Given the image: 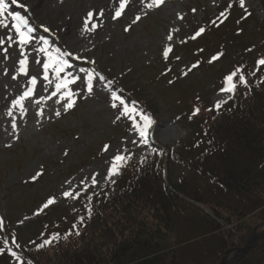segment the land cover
<instances>
[{
	"label": "trees",
	"instance_id": "obj_1",
	"mask_svg": "<svg viewBox=\"0 0 264 264\" xmlns=\"http://www.w3.org/2000/svg\"><path fill=\"white\" fill-rule=\"evenodd\" d=\"M233 10L230 9L228 19L219 27L208 26L219 13L204 17L201 26L207 30L192 40L195 43L191 48L197 52L204 49L198 52L199 56L209 51L223 52L222 64L229 65L231 70L246 65L250 87L240 86L219 111L211 107L208 99L193 92L189 98V116L194 107H199L200 112L191 119L187 111L181 115L188 134L180 148L161 151L167 159L164 166L161 161L155 164L157 155L148 157L143 165L132 160L115 183L96 191L90 218L85 212L84 198L75 200L71 206L52 205L41 216L32 215L30 223L35 231L30 237L23 243L15 234L21 248L14 250L25 261L219 264L224 253L231 249L225 264H264V234L248 251L234 256L235 249L246 244L256 226L257 230L264 229H261L264 212L253 225L244 221L256 211L264 210V82L260 81L264 66L257 75H249L253 62L264 57V50L260 40L256 46L240 36L250 17L240 12L234 14ZM240 40L243 44L238 47L235 42ZM233 48H238L235 55L228 53ZM250 48L252 51H246ZM231 70L220 75L224 77ZM139 104L147 114L154 115L148 104ZM172 160L181 162L199 180L207 181L208 186H201L206 189L194 186L187 177L173 183V177L168 174ZM213 186L219 189L218 195L211 194ZM30 211L34 213L35 207ZM79 216H85V223L79 226L80 235L64 238L63 234ZM6 229L0 232V247L4 246L5 237L11 245L15 232ZM54 232L61 234L58 242L39 250L30 243H40ZM41 233L45 235L42 237ZM0 264H18V261L5 251L0 254Z\"/></svg>",
	"mask_w": 264,
	"mask_h": 264
},
{
	"label": "rangeland",
	"instance_id": "obj_2",
	"mask_svg": "<svg viewBox=\"0 0 264 264\" xmlns=\"http://www.w3.org/2000/svg\"><path fill=\"white\" fill-rule=\"evenodd\" d=\"M68 1L70 0H65V3ZM232 1L239 6V0ZM229 2L230 0L166 1L159 10L151 11L147 17H142V20L133 25L128 32H125L124 28L131 24L135 16L125 14L117 20L108 21V25L93 36L81 37L82 39H73L76 35L73 30L76 24L74 20L76 22L78 19L77 25L81 22V17L75 19L73 6L68 8L67 14L63 13L55 20L43 16L34 19L33 23L36 25L34 35L37 38L43 36L54 42L53 46L72 51L88 60L94 59L96 61L94 65L83 64L82 61L76 63L95 68L107 80L114 83L109 89L97 84L91 96L79 98L76 106L67 113H64L63 108L60 107L62 115L59 118L54 115L58 107L55 103L56 97L47 101L44 107L47 111H43L42 118L37 117L34 120L18 123L19 139L17 140H13L10 134L12 128L7 126L8 122L3 127L0 124V217L4 218L5 227L8 226L10 231L18 235V241L24 243L35 231L29 220V215L32 213L30 210L34 207L37 209L49 196L58 195L62 190H66L69 185H66L65 181L78 184L80 180L85 177L90 179L92 173L97 172L100 186L96 189L90 188V192L113 184L105 183L104 177L112 156L122 147L126 146L135 152L132 160L139 161L141 156L157 155L155 164L159 165L158 161H161L163 166L165 165L167 159L161 152L163 148L177 151L181 142L187 139L186 124L182 119H177L183 109L187 110L186 100L191 93L202 91L205 95H209L207 97L214 107L217 100L223 99L218 95V90L221 88L219 77L229 66L225 67L227 64H222L221 60L211 64L203 63L187 76H181V71L193 64V56L191 52L184 51L183 46H178V43L190 36L194 28L201 23L205 10L207 13L208 11L215 13L214 11L222 3ZM245 5L247 9L253 11L254 16H249L240 36L244 40L249 39L251 43L260 40L264 50V23L260 25L261 27L256 23L264 20V0H245ZM116 7L117 5L113 6V12ZM192 9L196 11L193 12ZM238 10L245 13L242 8ZM79 12L81 14V11ZM178 13L183 16V20L177 18ZM72 17L74 20L72 26H69L67 22L72 20ZM41 25L47 26L51 32H43ZM254 27L255 30L252 31ZM172 28H178L179 31L173 34L174 41L169 42L167 34ZM4 31L6 29H0V35ZM68 34L72 35L71 40H67ZM169 43L172 44L173 51L169 59L165 60L162 52ZM235 43L236 46H240L243 41ZM15 49L18 53L14 45L8 50L9 54ZM209 53L205 54L207 61L211 57ZM2 56L3 53L0 52V109H5L11 105V100L6 102L3 96L4 90L9 87L7 85L9 84L12 89L26 79H12L16 74L18 58L10 55V58L4 61ZM176 57L180 59L177 60ZM33 67V64L29 65V76L38 77ZM5 68L7 74L4 73ZM168 68H171L172 72L164 75ZM41 73L42 69L39 76ZM174 74L176 79L172 84L168 83L169 78ZM22 89L21 92H16V96L22 94L25 87L23 86ZM112 89L120 90V94L128 102L139 100L153 109L155 133L151 146L133 147L131 141L136 137L132 131H127L130 125L127 118L122 117L113 123L119 113L110 107L109 97ZM137 105L139 107L138 103ZM38 119L41 120L40 124H37ZM105 145L110 146L107 152L103 151ZM153 147L158 149L159 154L151 151ZM170 163L169 166L167 165L168 174L173 177V183H180L184 177H187L196 187L209 185L207 181L199 180L192 175V172L181 162L176 163L172 160ZM38 172L42 174L33 181L31 178ZM119 178L120 175L114 177L115 182ZM211 194L218 195L219 189L213 186ZM74 201L58 196L54 205L66 207L71 206ZM263 212L264 210L260 209L244 221L253 225ZM19 221L23 223H18ZM34 228H37L36 225ZM260 233V229H256L250 239Z\"/></svg>",
	"mask_w": 264,
	"mask_h": 264
},
{
	"label": "snow or ice",
	"instance_id": "obj_3",
	"mask_svg": "<svg viewBox=\"0 0 264 264\" xmlns=\"http://www.w3.org/2000/svg\"><path fill=\"white\" fill-rule=\"evenodd\" d=\"M166 2V0H138V3L142 5L140 13L135 15V18L132 20L131 24H128L124 31L128 32L137 22L142 20V17H147L151 11L159 10L160 7ZM130 3V0H118V7H116L114 14L112 15V20H117L124 14L126 6ZM11 4L23 10L25 15H22L20 12L9 11L8 4L6 0H0V29L8 30L5 34L0 35V52L3 53L2 59L7 61L10 58L9 49L15 45L18 49L19 59L17 60V70L16 74L12 76V79H17L18 75L28 77L27 86L22 94L17 95L14 99L11 100V105L7 109V116L11 117L12 123V135L13 140L19 139V128L17 126V117L24 120L28 114V108L26 107L25 101L32 99L34 104L40 105L37 109L36 115L38 117H43L44 107L47 101L52 100L56 97L55 103L58 105L54 115L59 118L62 115L60 107L63 108V112L67 113L69 110L73 109L76 106L77 100L79 98H87L91 96L95 90L97 84H100L104 89L111 88L113 81L107 80V78L100 73L98 70L92 67H85L81 64H77V61H82L83 64L94 65L96 61L88 60L86 57L74 53L72 51H66L60 47L53 46L50 44L49 40L41 36L37 38L34 33L36 29L31 25V18L27 15L29 9L26 4L20 2V0H11ZM233 6L232 0H230L228 7L219 13L217 17L209 21L208 26L219 27L228 19V13ZM239 6L244 9L246 15L251 13L248 11L245 5V0H239ZM193 12L196 9H192ZM104 10L101 9L98 17L103 16ZM94 16L93 12H89L85 18L82 32L94 31L98 24L92 23L91 28H89V22ZM179 20H183L181 14H177ZM45 33H50L51 30L44 25L40 26ZM206 27L201 26L198 30L190 37L181 40V44L187 43L190 40H196L201 37L206 32ZM178 28H172L167 34V41H174V33L178 32ZM7 42V47H4ZM31 49V51H29ZM173 51L172 44L169 43L168 46L163 48V58L165 60L169 59L170 53ZM204 49H199L198 52H203ZM246 51H252V49H247ZM35 53L34 63L42 68V73L39 77L29 76V58ZM223 56V52H217L215 55H212L208 63H213L218 61ZM179 60V57H176ZM201 61H196L186 70L181 71V76H187L193 69H196L200 66ZM261 66H264V57H260L255 62V68L249 73V75L255 76L261 71ZM246 65H237L230 72L224 75L222 79V87L218 90V95H221L223 99L217 100L215 102L214 108L219 111L224 104H227L236 94L240 86L249 88V81L247 75L245 74ZM172 71L171 68L165 70L164 75H167ZM4 73L7 74V69H4ZM43 82L44 92L46 95L39 97L35 96L36 87L40 82ZM260 81L264 82V76L260 77ZM172 80H169V83H172ZM75 86V87H73ZM198 100V98H197ZM43 102V103H42ZM110 107L118 111L113 123L119 121L122 117L127 118L130 124V130L135 134V137L131 144L133 147L146 146L149 147L154 141L155 133V121L154 119L147 114V112L138 107L137 102H128L126 98L120 94V90L112 89L109 97ZM211 111L212 109H208ZM200 112L199 107H194L192 114L189 116L191 119L193 116L197 115ZM179 119V117H177ZM41 120H37V124H40ZM11 146V145H6ZM110 146L105 145L103 151L107 152ZM153 153L159 154L158 149L151 148ZM67 155V151H65ZM135 156V152L129 150L126 146L122 147L117 151V153L112 156L109 163L107 173L104 177L105 183H115L114 177L122 174V170L128 166ZM147 157L141 156L138 163L143 165L146 162ZM42 173L38 172L31 179L36 180ZM99 173L94 172L91 175V178L85 177L80 180L78 184H72L71 181H65L66 185H69L66 190H62L58 195L53 194L48 197V199L42 203L33 215H40L44 210L48 209L50 206L57 203L58 196L63 199H72L80 200L84 198L86 203L84 205L85 212L88 218L92 215L91 204L94 197L98 194L96 191L90 192L89 189H96L100 186V182L97 177ZM27 219V217H25ZM18 223H23L19 221ZM85 223V216H79L77 221L72 224L71 229L68 232L63 234L64 238H67L70 235H80L79 226ZM7 229L5 227V220L3 217H0V232H5ZM45 234L41 233L43 237ZM61 238L60 233H52L43 239L42 242L36 243L31 241L30 243L34 244L37 250L49 246L54 242H58ZM3 247H0V254H3L5 251L18 261V264H33L31 259L27 261L24 260L22 256L14 249H20L21 245L17 242L15 233L12 234L11 245L7 237L4 238ZM14 246V248H13Z\"/></svg>",
	"mask_w": 264,
	"mask_h": 264
},
{
	"label": "bare ground",
	"instance_id": "obj_4",
	"mask_svg": "<svg viewBox=\"0 0 264 264\" xmlns=\"http://www.w3.org/2000/svg\"><path fill=\"white\" fill-rule=\"evenodd\" d=\"M167 1L170 2V0H167ZM20 2L26 4L28 9H29V12L27 13V15L31 18V25H33V21H34V19H36L37 16H43L46 18H54V20H55V19L61 17V15L63 13L67 14L68 8H70L71 6L75 7V12H73V15H74L75 19H77L78 16H79V18L81 17L80 18L81 22H79V25H77L78 19L75 22L73 17H72V20L69 18L70 20H68V22H67V24H69V26H72L73 20H74V23H76L75 28L73 29L76 35L73 36V39H75V38L80 39L81 37H83V38L84 37H91L95 33H97V31L99 32L101 28L108 25V21L112 20L111 17L114 14L113 13V6L117 5V7H118V0H70L66 3H65V0H20ZM6 3L8 4V10L9 11L17 10L22 15H25V13L23 12L22 9L11 4V0H6ZM101 9L104 10V14H103V16L98 17V14H99ZM141 9H142V5H140L138 3V0H130V3L126 6L124 14H126L127 16H132V15L135 16L137 13L141 12ZM79 11H81V14H79L80 13ZM90 11L94 13V16L91 18L88 26H89V28H91L92 23H96V24H98V27L94 31L82 32V28L84 25L85 18L87 17V14ZM85 12H86V16L84 18ZM33 26H35V24ZM7 31L8 30L4 31L3 34H5ZM71 36L72 35L68 34V37H66L67 40H71V38H72ZM49 42H50V44L53 43L50 40H49ZM10 55L11 56L13 55V56H15V58L19 59V55H18V53H16V49L11 51ZM34 57H35V53H33L29 58V65L33 64V66H34L33 69L36 71V73L38 74V77H39V72H40L41 68L34 63ZM15 58H13V59L15 60ZM17 78H21V79L25 78L26 80L21 81V84H18L15 88L13 87L11 89L9 84L7 85V86H9L8 89H6V87H5L6 90H4L5 93L3 96H5L4 99L6 102H9L10 100L14 99L16 97V92L17 91L21 92L23 90L22 87L23 86L26 87V85H27L28 77L18 75ZM35 95L37 97L42 96V95H46V93L44 92V86H43L42 81L37 85ZM32 99H34V98H30V99L25 101L26 107L28 108V114H27L26 118L24 119L26 121L34 120L35 118L38 117L36 115V112H37V109L40 107V105L34 104L32 102ZM9 107H10V105H9ZM9 107H6L5 109H3V108L0 109V124H2V127L6 126L7 122H8L7 126L11 127V123H12L11 117L7 116V109ZM45 111H47V110L45 109L44 112ZM24 120H21V119H19V117H17V121H16L17 125L19 122L24 121Z\"/></svg>",
	"mask_w": 264,
	"mask_h": 264
},
{
	"label": "water",
	"instance_id": "obj_5",
	"mask_svg": "<svg viewBox=\"0 0 264 264\" xmlns=\"http://www.w3.org/2000/svg\"><path fill=\"white\" fill-rule=\"evenodd\" d=\"M262 233H264V232H262ZM259 236H260V235H258V234L253 235L252 238L249 239V241H247V243L245 244V246L240 247V248H237V250H236V252H235L236 255L238 254L237 252H245L246 250H248V249L252 246V244H254L255 241L258 240ZM230 251H231V250H227V251H226V253H225L226 255H224V258H223V260L221 261L220 264H225V262H226V260H227V256H228V254L230 253Z\"/></svg>",
	"mask_w": 264,
	"mask_h": 264
}]
</instances>
